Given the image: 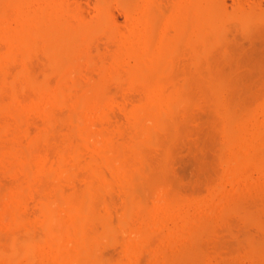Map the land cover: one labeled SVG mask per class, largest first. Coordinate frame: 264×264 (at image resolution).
I'll list each match as a JSON object with an SVG mask.
<instances>
[{
	"label": "rangeland",
	"instance_id": "374dc122",
	"mask_svg": "<svg viewBox=\"0 0 264 264\" xmlns=\"http://www.w3.org/2000/svg\"><path fill=\"white\" fill-rule=\"evenodd\" d=\"M48 1L53 3L55 1V4H65L67 8L69 7L68 10L70 15L72 13L73 16H75L76 14V12H73V10H76L81 21L87 22L88 24L85 26V28L76 26L74 31H72L74 32V36L68 37L67 39L63 40L57 39V36L54 33H49L45 42V44L49 46L55 45L59 46V48L67 49L66 51L70 53L68 55H65L62 59L67 64L69 62H73L75 64L72 63L71 65H66L63 67L55 66L53 60L51 59L52 56L46 54L42 47H39L40 49L34 52V54L30 53L31 57L29 55V57H17L15 58L17 59V61L15 60L14 64L11 63V66L10 63L7 64L11 67L10 68L9 66H7V68L9 67L10 70L12 69V72L17 71L15 73L16 75L19 71H21H18V69H21L24 65V63L23 65H21V61L26 60V73L28 75L31 74L29 76H33L32 78H34L35 80L37 79L36 81H38L37 85H33L27 81H23L22 84H18L16 86V91H13L14 93L8 91L10 87H6V89L8 88L7 90H4L3 88V90L1 91L2 93H4V95L2 93V97L0 95V99L2 101L7 100L10 102L9 105H11V102L13 103L15 101L16 103L18 102L17 105H19V107H17L16 104V107H14V105L13 107L10 106L9 110L10 108H12L10 112L8 110L7 112L0 110V126L3 128V126L7 125L6 127L8 128L7 133H5L6 129H2L0 127V138H2L0 139V241L4 240V242L2 243L8 241L11 237L10 233H14L17 237L18 235L21 236L24 231L23 226L29 221L31 222L32 219V222L35 221V223L37 224L36 226H38L36 230L39 229L41 232H43L41 233L39 230L37 232V235H39L38 243L42 245V248L40 247L41 250H39L40 252L38 250L35 251L36 254L34 255L33 253L34 257L30 261H25L23 258H21L20 261L18 260L17 264H125L128 261L127 251H130L129 255L131 256V258L135 257L132 258V260L129 257V260H131L133 264H135L136 262L137 264H153L154 262H157L156 264H264V243H261L259 245L260 247H257L258 249L256 247H253L257 249L253 252L251 242L254 239H250L254 236L253 238L257 240V244L258 242L260 243V240L264 239V213L261 212L264 205L263 207H260L262 205L259 206V203L261 202L260 204H262L263 201L261 200V198H264V171H262L261 167H259L257 164L256 167V165H254L255 163L249 165L247 168L246 165H248V163L242 165L244 169H246L245 172H247L244 176H241L242 174L239 175V172L237 170L241 169L242 173L244 170L241 168L242 166L240 168H234V170H232L233 168H230L233 171V175L234 173H238V176H236V174L234 175L236 178L238 177L235 181L236 183H234L235 177L232 175L230 179V174L229 176L227 174V171H229L227 168L229 164H231L229 163L231 152L230 147H226L228 148L226 150L228 153L225 152V147L222 148L224 149L225 155L228 154V156L226 157L222 153L224 157H226L223 158L226 159L227 162L226 160H222V157H220L222 144H225L223 142H225L226 140L225 137L223 138V134L225 133L224 123H222V125L220 123L222 120H224L223 122H225V111L228 113V108L232 109V111H230L232 114L229 113V116L233 115L234 117L232 118H234L236 121V114L239 117L249 114H258L256 115V117H252L250 115V117L252 118H248L249 123L253 120V124L257 121L258 118L259 120L257 122L261 121L262 117L260 115L262 113V116L264 117V108H262V105L264 104V0H238L237 2L236 0H224L223 4H226V7L225 4L223 5L225 9V16L221 15L219 17H216V22L219 26V41H217L218 43L214 42L205 47L204 53L198 60H194L193 57L189 55L191 54V51L189 48V44H187L186 41V39L188 38V34H181V41L175 47V50H172V52H170L171 55L168 58V69L164 74H162L163 76L161 75L162 78L160 76L159 78L162 79V82L169 81V83L172 82L173 84L175 83V85L181 87L180 89L185 92V94H183L185 97L184 99L182 98L183 100H181L180 103L178 102L177 105H174L173 109L174 111L176 109L177 112L172 111L173 109L171 108L168 115L164 117L163 128H165V130H163L162 128V131H156L155 137L153 139L155 142H148L150 145L147 143L142 145L140 149V151L142 152L141 155L145 157L146 161L148 159L150 162L146 164H136L134 166V172L131 175L129 174L130 177H124L126 180H122L119 182L117 181L119 179H117V182L115 181L112 186H103V183H105L106 181L105 178L107 177H105V175L108 174L109 176L111 173H115L116 171H118L117 167H119V165H112L111 169L106 168L107 174L104 175L105 178L100 176L103 175L104 172L102 174L100 173L99 175L102 179L97 176L98 179H101L99 180L100 182H97L101 183L102 180L103 182L101 183L102 185L100 184V191L98 189L96 190V188L95 190L93 189V194L95 193V191H98L97 194L94 195H90L88 192L91 184L94 183H92L91 180L85 179H90V176L88 177V171L85 172V168L83 166H80L81 169L76 167L77 170L76 168L74 169L75 173L72 170L71 172L73 173L68 174V177L63 176L66 173H59L60 171L55 168L56 165L54 164H56V161L58 160L57 158L60 154L61 147L63 150L67 148L63 147L62 144H67L65 146L68 147H70L71 144H73V146L76 144L74 139V137L76 138V136L73 137L75 133H71L72 131L68 129V134H71L69 136H66L68 135L66 134L67 128L72 125L77 128L76 130H74H78L77 133H85V135H87L86 133H88L90 138H88L89 136L86 138L84 137V140H87L88 138L87 144L88 141L89 144H92V142H94V138L96 141L99 140V145L101 144L102 147V143L105 142L103 141V139H106L102 137L104 135L102 133V130L104 128H112L114 125L117 126L118 124L127 129L128 126L125 125L131 123V121L128 119V115L126 112H130L132 110L130 112L131 114L135 110V106H137L142 100L141 97L143 98V95H141L142 92L138 86L135 87L134 85H131L129 83V85H127L126 81L124 82V85H119L120 83H116L119 81L115 80L116 82L114 83L111 80L112 84L109 83V86L107 85V89H105V86L104 92L106 93H103V95H107V99H109L110 101L112 100V104H110L109 114H104L105 117L109 115L111 118L110 119L108 117L109 120L107 122V117L105 120L102 112L105 113V107L109 109V106L107 107L105 102V107L103 106V103L100 105L101 107H93L91 103H94L95 106H99L101 102L96 105V102H92L95 99L92 100L93 97L90 95V91H88L89 94L86 91L87 89H89V85H93L92 81L97 80L98 82V80H103L101 79L104 77L102 75L103 71H101V67L105 64L102 63L106 61L107 58L113 57V53L109 54V56L108 53H110L109 51H111L112 49L115 52V48L117 45H115V43L118 41L117 38L119 36L116 34L118 30L115 31V34L117 36L116 37L112 36L111 30H109L108 28L103 27V29L100 30L96 25V20L101 13L102 7L99 4L100 0H42V2L41 0H38L34 3L33 6L35 8L37 7V9L35 10H39L38 8H41V6L44 8V4L49 3ZM103 1V6L107 8L106 11L108 10L107 13L109 14V16L110 14L112 15V26L114 25L118 29H121L119 30V33L120 35H122L121 31L123 33V31L128 30L133 23V20L130 19L129 15H127L128 12L126 13L125 11L127 7L125 8L123 0ZM169 1L170 0H161V2L158 1V3H162V5H165L167 8L169 7V5L171 7V4H167ZM39 2L41 3V5L39 4ZM48 5H50V3ZM204 5H212L211 0H209V2L207 1ZM167 9L164 10H166L167 12ZM40 10L37 11L39 12L38 14H41V12L44 11V9L41 12ZM70 10L72 12H70ZM7 14L8 12H6L5 14L6 18L8 17V15L10 18L12 17L11 13H9L8 15ZM230 14H233V17L230 16ZM43 19L44 18H42L41 20L44 22ZM113 28L116 29L115 27ZM192 30V32H195V29ZM33 32L34 34L36 33L34 30ZM189 40L190 39L188 38V41ZM2 42H0V49L5 50L6 48L4 46L6 45H3L4 42ZM109 59L107 60L109 61ZM9 74L10 72L8 73V75ZM12 75H14V73ZM9 78H7V80ZM11 79H9V81ZM18 82L21 83L20 80ZM18 82L16 81L15 83ZM108 82L110 81L108 80ZM166 82H164L165 85ZM121 83H123V81H121ZM169 83L167 85H169ZM59 85H61L62 87H59ZM129 86H134V88L132 87L133 91L130 90ZM125 90L127 91L125 92ZM40 92L42 94L39 95ZM90 96L92 98H90ZM57 97H59V99ZM101 99H106V97L104 98L102 96ZM107 99L106 101H109ZM32 100L33 102L35 100L36 104L38 103L36 107H34V105L33 108L32 106H30V103H33L31 102ZM56 103H58V105ZM109 103L107 105H109ZM260 104L262 105L260 106ZM37 106L39 107L37 108ZM94 108H98L96 112L103 109V111H101L100 113L103 116H100L98 112V115H96L97 118H95ZM123 108L125 110H123ZM260 109L261 114H259ZM222 111L224 113H222ZM233 111H235L236 113L234 112L233 114ZM46 112H51L52 116L50 113H48V115H50L51 117L45 116L47 114ZM44 113L46 114L44 115ZM91 114L92 117H94L96 120L100 116L102 117V119L104 117L105 121H101V123L97 122L98 120H102L100 117V119H98L97 121H95L94 119L96 123V126H94V122L90 120V123H92L91 127L93 128L94 126V128L91 129L89 128L90 123L88 125L89 127H87L86 125L88 123V119H93L90 118ZM170 116H172V118ZM247 117L248 116H246V118ZM66 118L68 119L65 120ZM167 118L171 120L167 122ZM243 118L245 117H241L242 121ZM239 120L240 119L238 118L237 122L240 124H249L246 119L244 120L247 121V123L245 121L242 122ZM219 125H221L222 127L221 131V127ZM86 128H88L90 131L86 130ZM111 130L110 132H113ZM15 131L17 133H15ZM9 132H14L15 134H17L18 140L15 141L18 142H16V144H14L15 142L12 140L9 141ZM110 132H105V134H109ZM94 133L96 134V136H94ZM6 134H8V140L7 138H5L7 136ZM157 134L160 136H158ZM263 134L264 130L260 136L264 137ZM71 135L73 139H71L72 137L70 138ZM225 135L226 134H224V136ZM91 136L93 138H91ZM114 137L116 138V136ZM69 140L71 143L69 142ZM72 141L74 143H72ZM78 141L80 142V139H78ZM96 141L95 144L98 145ZM115 141L118 142L117 139ZM261 141L264 142L262 138ZM12 142H14L13 144L15 146L17 144L18 146L14 148L13 146H11ZM79 142H77V144ZM124 143H126V139ZM89 146L90 148L93 147H91V145ZM125 146H128V144L123 145V150L122 147L120 150L122 151V153H125L124 155L127 154V156H129V153L131 152H129V148L127 149L125 148ZM16 149L18 150V152ZM19 149H21L24 154ZM12 150L19 153L18 155L20 156L21 161H17L16 157L12 153ZM27 151L29 154L26 153ZM259 151L264 153V146H262ZM2 154L3 156H1ZM82 154L89 155L88 152H84ZM130 155L131 158L134 157V155L132 156V153ZM85 157L87 156H84V159L82 161L88 159ZM41 158H46L47 160H49L48 164L46 163L47 165H49V163L51 162L52 164L54 163L53 165L55 167L53 166V168L51 166L52 168L48 167L44 168L43 170L44 166L42 167L43 163L40 160ZM39 160L41 161V163ZM66 162L68 163H66L68 166H65L69 167L67 169H70L71 165H69V161ZM83 164L84 163H82V165ZM82 168H84V171ZM97 177L95 178L97 179ZM245 177H247V179H245ZM28 180H30L31 183ZM242 180L244 181V183ZM245 180H247V182L249 181V184L252 183L251 188H248V186L250 187V185H248ZM88 181H90L91 183ZM98 183H95L96 187ZM241 183H243L244 185H242L243 188L248 185L244 188L246 190L240 187L244 191H239V189L236 188L238 186L236 184ZM257 183H262V187L260 185L258 186ZM70 184L72 185L70 186ZM94 187L95 186H93V188ZM125 187L131 189V193H129V195L131 194V196L127 195L129 189H127V192L124 191ZM251 189L253 191H251ZM44 190L46 192H43ZM240 194L241 196L243 195L242 198L239 197ZM252 195L254 197L257 196L256 200H258V203L255 202L256 200L254 201L252 199ZM240 198L246 201H243L244 205H242V203L240 202L242 201ZM237 200L239 201V204H237ZM131 202H139L140 206H133L135 203H133L132 205ZM160 202L162 205L164 204V206H168V203H170L172 207L171 205H169L168 207H174L177 209L183 207L184 205L185 206L183 208H187L189 205L188 203L190 202L194 206L199 203L201 204L202 202V208L199 207L200 209L192 207V204L189 205V207H191V214L188 211V216L193 215V219L190 216V220H193L190 223L194 225L190 226L191 224L189 223L190 225H188V227H185L187 226V223L189 221L182 222V225H179L178 223L181 222V219L177 220V225L182 229L183 227H185L187 231L189 227H195V221L198 219L200 221V224L202 223L203 225L201 226V228L203 229V233L201 232L200 225L198 224L199 226L195 227L194 230L192 228L193 233L199 231V234H197L198 237L196 236V233V237L192 233L189 240L184 241L178 239V241H181L177 242L172 239L174 237L173 233L170 235L171 232L169 233V231H172L174 226L175 229L173 231L178 230L179 227H177V225L174 224V222L171 221V219L168 217L164 219L163 229H160L159 227V229L155 228L156 230L152 229L150 230V236L149 234L146 235V238L147 236H149V238L151 237V239H153V242L148 241L149 248L146 246L147 244L144 245V248L147 247L146 251L141 247L140 249H142V251L144 249V251L140 253L141 251L140 249H138L139 247H136V243H131L132 245L134 244L136 246H132L129 243L132 248L134 247V249H138V252L136 250L134 251L133 249V252L137 254L134 256L133 253H131V249H127L130 245L127 244L125 239L128 240L135 238L137 235V232L135 231L138 228L139 230H141V224H143V226L146 223L149 225V217L145 216L146 219L145 217L143 219L141 215L140 219H138V213L140 212V214H142V212H145L146 209L147 211H150L155 205L160 204ZM106 204L109 205L108 210L105 207ZM180 204L182 205L180 206ZM211 204L214 205V207L216 205V208H212V210L215 209L216 211L218 209L217 207H219L221 210L218 209V213H216L215 211H206V208L211 209ZM236 204L238 205V208L241 205V207L245 205L247 207L249 206L248 212L247 210L246 212L245 210L244 212H242L241 207L237 209V211L226 209V207L235 206ZM71 205H88L92 207H90V210H92V215L89 214V216H87L89 219L86 218L87 220L86 222H84L85 227H83L84 229L83 231H80L81 233L79 235H73V233H75L73 232V228L75 226H73L74 223L72 221V213L63 211L66 207H70ZM126 205L127 207H129L130 205L131 206L127 209ZM149 208L150 210H148ZM243 209L245 208L243 207ZM257 209H260L259 212H261L262 214L258 213ZM44 212H46L47 214L49 212L51 216H53V220L52 217H50L52 223L55 222L54 225H56V230L58 232H62L61 235L63 234V237H60L61 239H63L60 240V238L58 237L59 239H57V242H61L63 240L65 242L69 237L71 239H68L69 242H67V240V243L65 242V244L64 242H61L60 245L57 244L58 247L61 246V244H64L63 246H61L63 247V249L64 247H69H67L66 250L64 249V251H66L65 257H63V254L61 256V253L64 252L63 250L59 251V248L56 249L57 246L55 247V249L53 248V251H55V253L56 250L59 251V254L56 253L55 255H60L62 257L61 259H57L55 258V256L53 257L50 255L51 251L48 245H52V242L56 241L52 240L49 236H47V239L44 234L42 228V226L46 224V218L43 219V217L45 216ZM150 213H148V215ZM257 214L258 218L256 217V219H260L261 223L260 221L258 222L257 220H255V218H252L253 216H257ZM259 214L261 215L259 216ZM145 215H147V213ZM136 216L138 218H136ZM261 216L263 220L259 218ZM136 219H138L139 221H137ZM145 220H147L148 222H146ZM25 221L28 222L26 223ZM106 221H110L109 224L110 226H112L111 233L109 234L105 231L106 226L104 223ZM255 221L257 223H255ZM135 222H139V225H137ZM134 224L140 227L136 229L137 226L135 225V227ZM11 226L13 230L10 228ZM86 226L88 227L86 228ZM22 227L23 231L21 230ZM133 227H135L134 230ZM147 228V232L144 231V233H148L149 227ZM169 228L170 230L168 231ZM185 228L182 231H184ZM8 230H10V232ZM133 231L135 232V235L133 234ZM165 231H168V233ZM63 232L66 233L65 235L69 233L67 235V238L66 236H64ZM165 233L168 236L170 235L168 239L165 237ZM59 235L60 234H58L57 236ZM130 235L132 236V238H130ZM201 235L203 237H201ZM185 236H189V233ZM163 237H165L166 240ZM192 237H195L194 240L192 239ZM50 239L52 240V242H50ZM190 240H192L193 243L191 242L192 244L190 243L189 247L188 244ZM75 241L76 244L79 241L77 245L80 244L81 247L75 245ZM123 241L127 244V247L124 245ZM165 241L166 246H163V242ZM171 241H173L175 244H171L173 243ZM150 243L154 244L153 247L157 246L159 249L156 247L155 249L157 250H155V252L152 251L151 249L153 248H151L152 244ZM253 246L256 245L253 244ZM46 247H48V250L46 249ZM61 247L60 250L62 249ZM124 247H126L127 250H125ZM148 249H150V253L152 251L151 254L147 252ZM150 255L154 256L155 260ZM136 256L139 258H137ZM150 257L153 258V260L151 259L152 261L150 260ZM7 258L8 257H6L5 254L0 250V264H13L10 261H6ZM128 263L131 264L130 261H128Z\"/></svg>",
	"mask_w": 264,
	"mask_h": 264
},
{
	"label": "bare ground",
	"instance_id": "6f19581e",
	"mask_svg": "<svg viewBox=\"0 0 264 264\" xmlns=\"http://www.w3.org/2000/svg\"><path fill=\"white\" fill-rule=\"evenodd\" d=\"M36 1H38V0H0V39H1L0 42L3 41L5 43L4 44L2 42L3 45H6V46H4L6 49L3 48L5 50L0 49V51H1V53H0V75H1V77H0V95L2 93L1 90H3V88H4V90H7L9 87L10 88L8 89V91H11L12 93H14L16 91V86L18 84H22L23 81H27V82H29L30 84H33V85H37V82H38V81H36L37 79L35 80L34 78H32L33 76H31V77L29 76L31 74L28 75L26 73V71H27L25 69V66H26V62L25 61L26 60L21 61L22 62L21 65H23V63H24V65L22 66V68H21V65H20V68L21 69H18L17 68L18 71L19 70H21V71H19L16 75H15V73L17 71L12 72L11 71L12 69L10 70L9 67L12 64L15 63V60L17 61V59H15V58H17V57H29L31 55L30 53H33L34 54V52H36L37 50L40 49L39 47H42L44 49V52L46 54L52 56L51 59L53 60V63L55 64V66L63 67V66H66V65H71L73 62H69L67 64L62 59L65 55H68L70 52H67L66 51L67 49L59 48V46H55V45H53V46L50 45L49 46V45H46L45 42H46L47 36H48L49 33H54L57 36V39H59V40L67 39L68 37H73L74 36V32H72V31H74V29H75L76 26H78L80 28H85V26L88 24L87 22L81 21V19L79 18V15L77 14V11L76 10H73V12H76V14L73 13V14H75V16H73L72 13L70 15L69 10H68L69 7L67 8V6L65 4L63 5L62 3L55 4V1H54V3L48 1L50 3V5H48L49 3H47V4H44V8L42 6H41V8H38L39 10L41 9L40 12L44 9V11H43L44 13L41 12V14H38L39 12H37V11H39V10H35V9H37V7L35 8L33 6ZM102 1L103 0H100L99 1L100 2L99 4L102 7H101V13L99 14V16H98V18L96 20V25L98 26V28L100 30L103 29V27L104 28L106 27L109 30H111L112 36H116V34L119 35V36L117 38L118 41L115 43V45L117 44L116 45V48H115V52L112 49L111 51H109L110 53H108V56H109V54H112L113 53V57H111L112 59L109 57L111 60L109 58H107V59H109V61L106 59V61H104L102 63V64H105V65H102L101 64L102 65L101 71H103V74L102 75L104 76V77L102 76L103 78H101V79H103V80L102 81H99L98 80V82H97V80L92 81V84L93 85H89V89H87V91H86V92L90 91V95L93 97L92 98L90 96V98H92V100L95 99V100L99 101V102H97L95 100L92 101V102H96V105L101 102L99 104V106H95L94 103H91V104H92L93 107H101L100 105L103 103V106H104V103L106 102V106L107 107L109 106V109L104 106L105 107L104 111L105 110L106 111H105V113L102 112V114L103 115L104 114L105 115L106 114H109L110 104H112L111 103L112 100L110 101L109 99H107V95H105V94L103 95V93H106V92H104V88L106 86L105 89H107V87L109 86V83L112 84V82L115 83L116 81H119V82H116V83H120L119 85H121V84L124 85L125 84L124 82L126 81L127 82L126 83L127 85L131 84V85H134L135 87L138 86L139 89L141 90V92L143 93L142 94L140 92L141 95H143V98L141 97L142 100L140 101V103L137 106H135L136 108H135V110L131 114H130V112L132 110L130 112H126L127 115H128V119L131 121V123L125 125V126H128V128L127 127L126 128L129 131L127 129L123 128V126H121L119 124H118L119 126L116 124L117 126L114 125L115 127L114 126L112 128L109 127L110 129L107 128L109 131L104 128L105 130L104 129L102 130L103 131L102 133L104 135L108 134V133L105 134V132H110L111 129H112L111 131H113V132H110L109 133L110 135L109 134L106 135L107 137L104 136V135L102 136V137H104L106 139H103V141H105V142H103L101 140L103 142L102 143L103 145L101 147V144L99 145L100 142H98L99 140L96 141L92 136H91V138H93L94 142L91 141L92 144H89V141H88V144H87V140H88V138H90V136L88 135V133H86L87 135H85V133L79 134V133H77L78 130L77 131H74L77 128L74 127V126H72V125H70L71 129H70V127L67 128V133L66 134H68V132H69L68 129L72 131L71 133H73V134L75 133V135H73V134L72 135H73V137L76 136V138L74 137L76 144L74 146H73V144H71L72 147L69 144L68 145L70 147L65 146L67 144H65V145H64V143L62 144L63 147H67V148L63 150L62 147H61L60 154L58 152V154H59L58 155V158H57L58 160L56 159L57 160L56 161V164L53 163L54 165H56V167L52 164V162L49 163V165H47L49 160H47L46 158H41L40 160L43 163V165L41 164L42 167L44 166L43 167V170H44V168H48V167H51V166L53 167L54 166L56 169H58L60 171L59 173H63V174L66 173L65 175L62 174L63 176H66V177H68L67 176L68 174L73 173L74 172V169L76 167H78L79 169H81L80 166H83L85 168V172L88 171L87 172L88 177L90 176V179L89 178H85V179L91 180V182L94 183V184L95 183H98L97 181L101 180L102 179L101 177H104V175L107 174V169L106 168L111 169V166L112 165H116L117 164V165H119V167H117L118 168V171H116L115 173H111V174L109 173L113 177H111L110 175L108 176V174L105 175V177L107 176L106 178L104 177L106 179V181L104 180L106 184L103 183V186H112V184L115 183V181L117 179H119V180H117L119 182V181H122V180H126L125 178L130 177L129 174L131 175L134 172V166L136 164H142V163H145L146 164V163L150 162L147 158H146L147 159V161H146L145 160V157H143V155H141L142 152L140 151V149H141L142 145L143 144H146V143L149 144L148 142L154 141L153 139L155 137L156 131L157 130H161L162 131V128L164 126V123H163L164 122L163 121L164 117H166V115H168V113L170 112L171 108L173 109L174 105H177L178 102L180 103V101L183 100L184 97H185L183 95V94H185V92L182 89H180L181 87L175 85V83L173 84L172 82H170L172 84L171 85L169 83L168 79H167L168 82H166V81H163L162 82V79L159 78V76L161 77V75L164 74L165 71L168 69V65H169L168 64L169 63L168 58L171 55L170 52H172V50H175V47L181 41V37H180L181 34H184V33L185 34H188V38L190 40L188 41V38H187L186 41H187V44H189V48H190V51H191V54H189V55L192 56L194 60H198L200 58V56L204 53L205 47H207L208 45H210V44H212L214 42L215 43H218L217 41H219V38H218L219 26H218V24L216 22V20H217L216 17H219L221 15L225 16V9H224V6H223L225 3L223 4V1L224 0H211L212 5H204L207 1L209 2V0H170L169 2H171V3L168 2L167 4H171V7L169 5V7H167L168 8L167 9L165 5L163 6L162 3L161 4L158 3V1L161 2V0H157V1L156 0H123V3L125 5V8L127 7V9H125V11H126V13L127 12L129 13V14L127 13V15H129L130 19L133 20V23L129 27L128 30L123 31V33L121 31V34L122 35H120V33H119L120 31L119 30H121V29H118L114 25L112 26V24H113V22H111V19H113L111 17L112 15L110 14V16H109V14L107 13L108 10L106 11L107 8H105V6H103ZM237 1L238 0H236V2ZM41 2H42V0H41ZM162 2H164V1H162ZM39 4L41 5L40 2H39ZM46 5H48V6H46ZM33 7H34V9H33ZM38 7H40V6H38ZM225 7H226V4H225ZM164 9H167V12ZM71 10H70V12H72ZM6 12H8V14L11 13V16L12 17L10 18L9 15L7 14L8 15L7 18H9V19H7L5 17ZM232 15L233 14H230V16H232ZM244 16H246V15H244ZM42 18H44L43 19L44 22L41 20ZM10 19L12 20L13 23L11 22ZM97 26H96V28H97ZM109 26H110V28H109ZM113 27H115L116 29H114ZM192 29H195V32H192L193 31ZM31 30H32V32H31ZM33 30L37 34L36 33L34 34ZM115 31H117L118 33L116 32V34H115ZM191 34H193V35H191ZM9 63H10V66L7 65ZM73 64H75V63H73ZM7 66H9V67L7 68ZM8 69H9V71H8ZM9 72H10V74H9L10 76L8 75ZM13 73H14L15 76L12 75ZM9 77H11L12 79L9 78ZM7 78H9L11 80L9 81V79L7 80ZM22 79H24V80H22ZM13 80H16L17 82L20 80L21 83H19V82L18 83H15L16 81H13ZM108 80L110 82H108ZM111 80H112V82H111ZM121 81H123V83H121ZM164 82H166V85H165ZM168 83H169V85H167ZM60 86L61 85H59V87ZM90 86H91V88H90ZM134 86H132V87L134 88ZM169 86H170V89H169ZM6 87H8V88L6 89ZM132 87L129 86L130 90L133 91V88ZM140 90H138V91H140ZM126 91L127 90H125V92ZM2 94L4 95V93H2ZM40 94H42V93L40 92L39 95ZM88 94H89V92H88ZM69 95H70V93H69ZM86 96H87V93H86ZM102 96L104 98L106 97V99L109 100V101H106V99H101ZM1 97H2V95H1ZM57 98L59 99V97H57ZM60 98H61V96H60ZM88 98H89V95H88ZM109 98H110V96H109ZM47 99H49V98H47ZM50 99H52V98H50ZM127 100H129V99H127ZM0 101H1L0 102V110L1 111H4V112L5 111L7 112V110L10 112V110L12 108H10V110H9V107L10 106L13 107V105H14V107H16V105L18 103V102L16 103V101H15L13 103L11 102V105H9L10 102L7 101V100H6L7 103H6L5 100L2 101L0 99ZM60 101H63V100H60ZM138 101H139V99H138ZM31 102H33V100ZM107 102L108 103L110 102L109 105H107L108 104ZM56 104L58 105V103H56ZM128 104H130V103H128ZM33 105H34V107H36V105H38V103L36 104V101L34 100V102L32 104L30 103V106H32V108H33ZM261 105L262 104H260V106ZM103 106H102V108H103ZM263 106H264V104L262 105V108H264ZM17 107H19V105H17ZM38 107L39 106H37V108ZM94 109H95L94 112L96 113V114L94 113V115H95V118H97L96 115H98V112L100 114L101 111H103V109L102 110L99 109L100 111H98V112H96L98 108H94ZM107 109H108V111H107ZM130 109H131V107H130ZM34 110H35V108H34ZM123 110H125V109L123 108ZM226 110H227V107H226ZM172 111H174V109ZM223 111H224V108H223ZM223 111H222V113H224ZM228 111H229L228 113L225 111V113H226V116H225L226 119L223 118V119H225V122H223L224 120H222L221 123H220L221 125H222V123H224V130H225V133L224 134H226L225 136L223 134V138L225 137L226 140H225V142H223L225 144H222V147H221V150L222 151H220V153L221 154L223 153L225 155V152L228 153L226 151L228 148H226V147H230V149H231L230 159H229V163H231V164H229V166L227 168L229 171L226 170L228 176L230 174V179H231V176L233 175V171L232 170H234V168H238V167L240 168L242 165H245L247 163H248V165H246V168L249 165H252L253 163H255L254 165L257 164L259 167H261V170L264 171V153L261 152L262 149H261V151H259L260 148L262 146H264V142L261 141V138H262V140H264V137L263 136L262 137L260 136L261 133L264 130V119H263L264 117L262 116L263 113L261 114V109H260V113L259 114H261L260 116L262 117V119H261L260 122H257L259 120V118H258L257 121L254 124L252 123L253 120H252V122L249 123L248 118L251 119L252 117H256V115H258V114H254L255 116L253 114L252 115L249 114V115L241 116V117H245V118H243V121L241 120V117H239L236 114L237 116L235 115V117H236L237 121H238V118L240 119L239 121H242V122H244L245 121L244 119H246L248 121V123H249V124H244V123H241L240 124L234 118H232V117H234L233 115H230L229 116V113H231L230 111H232V109H229L228 108ZM174 112H177V110L175 109ZM234 112L235 111H233V114H234ZM46 113H44V115ZM48 113L51 114V112H48ZM48 113L45 116L49 117L50 115H48ZM256 113H258V112H256ZM92 114H91V117L90 118H93V119H88V123L86 124L87 127L90 126L89 128H91V129H93L94 126H96L95 121H97L100 118L102 119V117H100L102 114H100V116H99L100 118L98 117L97 120L94 117H92ZM40 115H41V113H40ZM105 115H104V117H105ZM250 115L252 117H250ZM51 116H52V114H51ZM173 116H175V115H173ZM246 116H248V117L246 118ZM104 117H103L102 120H100V121L98 120L97 122H100L101 123V121H105L106 120V117H107V120L106 121L108 122L110 116L109 115L106 116L105 117V120H104ZM170 117L172 118V116H170ZM223 117H224V114H223ZM67 119L68 118H66L65 120H67ZM94 119H95V121H94ZM45 120H47V119H45ZM90 120H92L94 122L93 124H95L93 126V128L91 127L92 126V123H90ZM169 120H171V119H168L167 122ZM247 121H245V122L247 123ZM115 122H117V121H115ZM89 123H90V125H89ZM117 123H119V122H117ZM221 125H219V126L221 127ZM6 126H3V128L6 129V132L5 133H7V129H8ZM108 126H109V124H108ZM9 129H12V128H9ZM86 130H89V129L86 128ZM163 130H165V128H163ZM221 130H222V127L220 128V131ZM92 131H94V130H92ZM161 131H160V133H161ZM15 133H17V132L15 131ZM15 133L14 132H11V133L9 132L8 133L10 135L9 136V141L12 140V141L15 142V143L14 142L11 143V146H13L14 148L18 146V144L16 146L14 145V144H16V142H18V141H15V140H18L17 139V134H15ZM8 134H6L7 136L5 138L8 137ZM70 134H68L66 136H69ZM72 135L70 136V138L72 137ZM77 135L78 136L80 135L79 136L80 138ZM94 136H96V134ZM114 136H116V138ZM158 136H160V135H158ZM73 137L71 139H73ZM84 137L85 138L88 137L87 140L86 139L84 140ZM118 137H119L120 141H119ZM124 138L126 139V143L128 144V146H125V148H127V149L129 148L128 149L129 152L132 153V156L134 155V157H132V158H131V155H130L131 153H129V156H127V154L124 155L125 153L124 152L122 153V151L120 150L121 147H122V150H123V145H127L126 143H124V141H125ZM0 139H2V138H0ZM78 139H80V142L81 143L78 141ZM116 139L118 140V142L115 141ZM157 139H158V137H157ZM7 140H8V138H7ZM95 141L98 143V145L95 144ZM226 141H227V143H226ZM69 142H70V140H69ZM69 142H66V143H69ZM77 142H79V143L77 144ZM72 143H74V142L72 141ZM3 144H4V142H3ZM7 145H9V144H7ZM89 145H91V147L92 146L93 147L90 148ZM94 145H96V146H94ZM224 147H225V152H224V149H222ZM19 150L21 151V149H19ZM84 150H86V151H84ZM17 152H18V150H17ZM17 152L12 150V153L16 157L17 161L18 160L21 161L20 156L18 155L19 153H17ZM84 152H86V153L88 152L89 155L88 154L87 155L82 154ZM26 153H28V151ZM126 153H128V152H126ZM221 154H220V157H222L221 159L225 161L226 159H224V158H226L228 156V154L225 155L226 157H224L223 154L221 156ZM1 156H3V154ZM84 156H87L85 158H88L87 160L85 159L86 161L85 160L82 161L84 159ZM41 161H40V163H41ZM66 161H69V163H70L69 165H71L70 166V169H67L69 167H66L65 166V165L68 164ZM224 161H223V163H224ZM81 162L84 163V164L82 165ZM226 162H227V160H226ZM45 164H46L47 167L45 166ZM257 165H256V167H257ZM145 166H147V165H145ZM84 168H82L83 171H84ZM230 168H233V169L231 170ZM241 168L244 169L243 166ZM105 169H106V172H105ZM72 170H73V172H71ZM76 170H77V168H76ZM237 170L239 172V175L242 174L241 176H244L245 173H247V172H245L246 169L243 170L244 174H243V172L241 173V169H237ZM261 170H259V171H261ZM100 173L101 174L103 173V175H100ZM235 174L236 173H234V175ZM237 174H236V176H238ZM97 176H99V178H101V179H98ZM121 176H123V177H121ZM95 177H97V179ZM117 177H120V178H117ZM122 178H124V179H122ZM237 178L236 177L234 178L235 179L234 180V183H236L235 181L237 180ZM245 179H247V177H245ZM68 180H70V179H68ZM28 181L30 182V180H28ZM74 181H76V180H74ZM239 181H240V177H239ZM245 181H246V183L248 185H250V187L248 185H246V184L245 185L248 186V188H251L252 183L249 184V181L248 182H247V180H245ZM29 182H28V185H29ZM88 182H90V181H88ZM102 182H103V180L101 181V183ZM232 182H233V180H232ZM70 183H72V182H70ZM101 183H98L97 187H96V184L95 185L94 184H91L90 188L88 189L89 194L90 195L97 194L98 191L97 192L95 191L94 194H93V192H94L95 188H96V190L97 189L98 190L99 189L101 190V188H100V184ZM237 183H239V182H237ZM243 183H244V181H243ZM243 183L236 184V185L239 186V187L238 186L236 187L237 189H239V191L242 190V189H244L246 187V186L244 188L242 187ZM258 183H257V185L258 186L260 185L262 187V185H261L262 183L261 184H258ZM117 184H119V183H117ZM117 184H116V186H117ZM71 185L72 184H70V186ZM93 186H95V187L93 188ZM240 187H242V189ZM28 189H31V188H28ZM55 189H56V187H55ZM60 189H61V187H60ZM125 189H124V191L127 192L128 191L127 189H129V188L125 187ZM130 190L131 189H129V191L127 192L128 193L127 195H129V193H131ZM244 190H246V189H244ZM244 190H242V191H244ZM249 190H248V193H249ZM251 191H253V190L251 189ZM43 192H46V191L44 190ZM129 196H131V194ZM242 196L240 194L239 197L242 198ZM58 197H59V195H58ZM251 197H253L252 199L254 201L257 198V196L254 197L253 195ZM241 200L242 201H240V202L242 203V205H244L243 203L246 202V201L243 200V199H241ZM261 200H263V201H262V204H260L261 202L259 200V202H260L259 203V206L262 205L260 207H263V205H264V198H261ZM257 201L258 200H256L255 202H257ZM139 202H141V201H139ZM139 202H136V203L135 202H131V203H132V205H133V203H135L133 206L138 207V206H140V203ZM161 202H160V204H157V205H155V203H154L155 206L151 209L152 211L149 208L148 210H150V211H147V209H146L147 212L144 210L145 212H142V214H140V212L138 213L137 216L139 218L136 216V218H138V219H140V216L141 215H142V218L143 219H144L145 216L146 217L147 216L149 217L148 218L149 219V222L147 221L148 219L145 220L146 222L149 223V225L145 222L146 224L144 226H143V224H141V230H139L138 227H140V226H137V225H139L138 224L139 222L138 223L135 222L137 225L134 224V226L136 225L137 226V227L135 226L136 229L138 228L137 229L138 231L137 230L135 231V232H137V235L133 239H128V240L125 239V241L127 242L128 245H130L131 243H136L137 246L134 245V244L133 245L131 244V245L132 246H136L137 248L139 247L138 249H140L141 247L144 248V245H146V244H147L146 246L148 247L149 246L148 243L153 240V239H151V237L149 238V236L151 234L150 233V230L155 229V228L157 229L158 227L160 229H163L164 228V219L165 218H168V217L176 225H177V220H179V219H181L180 220L181 222L178 223L179 225L180 224L182 225V222H188V221L189 222L187 223V226H185V227H188V225H190V224H191L190 226L194 225V224L190 223L191 221H193L192 220L193 219V217H192L193 215L192 216L191 215L188 216V214L191 212L190 211L191 207H189V205L192 204L191 202L188 203L189 204L188 207H187V204H186V207L187 208H183L185 206L184 205L183 207H180L179 209L174 208V207L173 208L168 207L169 205H171L170 203H168L169 204L168 206H164V204L162 205ZM237 202H238L237 204H239V201L238 200H237ZM164 203H167V202H164ZM199 204H197L195 206L192 204L193 205L192 207H195V208H198V209L202 208V205H201L202 202H201L200 206H199ZM237 204L235 206L226 207V209H230L232 211L233 210L237 211V209H239L242 206L241 205L238 208V205ZM181 205L182 204H180V206ZM108 206H109L108 204H106V206H105L107 208V210H108ZM173 206H175V205H173ZM245 206H243L245 209H243V207H241L242 208V212H244V210H245V212H246V210L248 212V209H249L248 207L249 206L248 207L247 206L245 207ZM90 207L91 206H88V205L87 206H85V205H83V206H78V205L72 206L71 205L70 207H66V208L64 207L66 209V210L65 209L63 210L64 212L67 211V213H69V212L72 213V218H73L72 221L74 223L73 226H75L73 228L74 229L73 232H75V233H73V235L74 234H78L79 235L81 233L80 231H83V229H84L83 227H85L84 226V224H85L84 222H86V220H87L86 218H88L87 216H89V214L92 213V210H90L92 207L91 208ZM129 207H127V205H126V208L127 209ZM171 207H172V205H171ZM210 207H211V209L210 208H206V211H215V209L212 210V208H216V205L214 207V205L211 204ZM217 208L220 209L219 207H217ZM218 209L215 211L216 213H218L217 212ZM136 210H138V209H136ZM257 210H258L257 211L258 213H261V212L264 213V211H262V210H264V207L262 208L261 212H259L260 209H257ZM46 211H48V210H46ZM53 211H54V209H53ZM188 211H189V213H188ZM44 213H45V216H46V217L45 216L43 217V219L46 218V221H45L46 224L43 225L44 227L42 226L43 231H44V234H45L46 237L49 236L52 240H54V241L57 242V239H59L60 237H63L62 236L63 234L61 235L62 232H58L56 230V227H55L56 225H54L55 222L52 223L50 217H52V220H53V216H51V214L49 212H48V214L46 212H44ZM146 213H147V215H145ZM148 213H150L151 215L150 214L148 215ZM261 214H259V216ZM135 215H136V213H135ZM190 216L192 217L191 220H190ZM146 217H145V219H146ZM195 217H196V215H195ZM256 217L258 218V214H257V216H255V217L253 216L252 218H255V220H257ZM91 218H92V216H91ZM133 218H134V216H133ZM259 218L262 219V216L259 217ZM36 219H37V217H36ZM138 219H136V220L139 221ZM108 220H110V219H108ZM32 221H33V219H32ZM32 221L31 222L29 221L30 223L28 221H27L28 223L25 221L27 224H25L24 226L22 225L23 224V222H22L21 225L24 227V231H23V227H22L21 230L23 231V233L21 234V236L17 234L18 235V237H17L14 233L13 234L10 233V236L11 237H10V239L8 241H5V243H2V242H4V240L0 241V250L5 254L6 257H8L6 261H10L13 264H17L18 260L20 261L21 258H23L25 261H30L34 257L33 256V253L35 255L36 254L35 251L41 250L42 245H40L38 243V241H39L38 240V236L39 235H37L38 234L37 232H38L39 229L36 230V228L38 226H36L37 224L35 223V221L34 222H32ZM194 221H195V219H194ZM257 221L258 222L260 221V223H261V220L260 219L257 220ZM109 223H110V221L109 222L106 221L104 223L105 226H106V228L104 227L105 228V231H106V233L108 232V234L111 233V227H112V226H110ZM255 223H257V222L255 221ZM263 223H264V220H263ZM198 224L200 225V228H201V226H203L202 223L200 224V221L197 219L195 221V227H198L199 226ZM21 225H20V228H21ZM145 226H146V228L149 227L148 233H144V231L147 232L146 230H148V228L146 229ZM87 227L88 226H86V228ZM135 227H133V230H134ZM177 227H179L178 230L173 231L175 229V226H174V228L172 229L173 232L172 231H169L170 228L168 229L169 233L171 232L170 235L173 233V236L174 237L172 239L175 240V241H177V242H180L181 240H184V241L185 240H189L190 237H191V234L193 233V231H192V228L193 227H189L190 230H191V232H190L189 228L186 231V228L183 227V229L185 228V230L182 231L183 229L180 228V226L177 225ZM10 228L12 229V226ZM194 228H193V230H194ZM10 230H8V231L10 232ZM142 230H143V232H142ZM200 230L202 232L203 229L201 228ZM113 231H114V228H113ZM168 231H165V232L168 233ZM135 232L133 233L134 235H135ZM41 233H43V232H41ZM63 233H64V236H66V238H67V235L69 233L67 235H65L66 234L65 232H63ZM185 233L187 235L189 233V236H185L186 235ZM195 233H196V236H197V234H199V231L198 232H195ZM195 233H193L194 236H195ZM44 234H42V235H44ZM58 234H60V235L57 236ZM147 234H149V236H147L148 239L146 238V235ZM131 235H132V233H131ZM170 235L168 236L166 234L165 237L168 239L170 237ZM165 237H163V238H165ZM201 237H203V236L201 235ZM253 237L250 238V239H252V240L254 239V240L253 241L250 240V241H252L251 242L252 243V249H253V252H254L255 250L258 249L257 247H260L259 245L261 243L262 244L264 243V239L260 240V243L258 242V244H257V240L255 238H253ZM8 238H9V236H8ZM41 238H42V236H41ZM130 238H132V236ZM166 238H165V240H166ZM194 238L192 237L193 240H194ZM47 239H48V237H47ZM62 239L60 238V240H62ZM64 239H65V237H64ZM68 239H70V237L67 238V240ZM178 239H181V240L178 241ZM52 240L50 242H52ZM76 240H78V239H76ZM79 241H81V240H79ZM79 241L77 242V244L79 243ZM254 241H256V242H254ZM56 242H52V245H48L49 248H50V251H51L50 252V255L53 256V257L55 256V258H57V259H61L62 258L61 257L62 254H63V257H65L66 251H64V249L66 250V248L68 246L65 245L67 247L66 248L64 247V249H63V247H61V246H63L65 244L64 240L61 241V242H64V244H61V246H59V247L57 246V244L60 245L61 242H59V241L57 243ZM67 242H69V240ZM171 242H173V241H171ZM191 242L193 243V241L190 240V242L188 244L189 247H190V243ZM55 243H56V245H55ZM123 243H124V241H123ZM157 243H159V242H157ZM74 244L77 245L76 244V241H75ZM127 244L124 243V245L126 247H127ZM150 244H152V243H150ZM163 244H164L163 246H166L165 245L166 244V241L163 242ZM171 244H175V243L173 242ZM249 244H250V242H249ZM253 244L256 245V246H253ZM69 245H70V243H69ZM131 245L128 246L127 249L128 250L131 249V253H133V255L135 256L137 254H135L133 252L134 247L132 248ZM153 245L154 244H152V247L151 248H153L154 250L153 249H151V250L155 252V250H157V249H155L157 246L156 247H153ZM160 245H161V243H160ZM77 246L81 247L80 244L77 245ZM55 247H56V249L59 248V251H62L63 250L65 253L64 252H62V253L60 252L61 253V256L60 255L59 256L55 255L56 253L59 254V251L56 250V253H55V251H53V248L55 249ZM60 247L62 248L61 250H60ZM126 247H124L125 250H127ZM185 247H187V246H185ZM253 247H256L257 249L256 248H253ZM47 248L48 247H46V249ZM137 248L134 249V251L136 250L138 252V249ZM146 248H144L145 251H146ZM43 249H45V248H43ZM144 249H143V251H144ZM250 249H251V245H250ZM149 250L150 249H148L147 252L150 253ZM67 251H68V249H67ZM140 251H141L140 253L143 252L142 249H140ZM152 251H151V253H152ZM67 254H68V252H67ZM69 254H70V252H69ZM129 254H130V251H127L128 261H130V263L133 264V262L131 260H132V258H135V257H132L131 258V256ZM44 255H45V253H44ZM129 257L131 258V260H129L130 259ZM151 257L154 258V256H151ZM151 257H150V260L151 259L153 260V258H151ZM49 258H51V257H49ZM137 258H139V257H137ZM45 260H46V258H45ZM154 260H155V258H154ZM128 261L125 264H127ZM32 262H30V263H32ZM154 263L156 264L157 262H154ZM122 264H124V263H122ZM135 264H137V262Z\"/></svg>",
	"mask_w": 264,
	"mask_h": 264
}]
</instances>
